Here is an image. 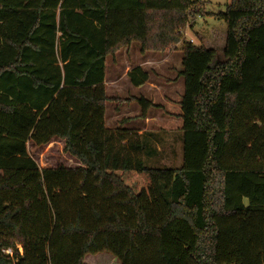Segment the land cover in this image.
Returning a JSON list of instances; mask_svg holds the SVG:
<instances>
[{"label":"trees","instance_id":"16d2710c","mask_svg":"<svg viewBox=\"0 0 264 264\" xmlns=\"http://www.w3.org/2000/svg\"><path fill=\"white\" fill-rule=\"evenodd\" d=\"M195 5L0 0V264H264V0L218 15L221 60L185 39ZM133 43L182 45L180 169L147 167V135L106 127L107 60ZM56 139L77 167L31 157Z\"/></svg>","mask_w":264,"mask_h":264},{"label":"rangeland","instance_id":"374dc122","mask_svg":"<svg viewBox=\"0 0 264 264\" xmlns=\"http://www.w3.org/2000/svg\"><path fill=\"white\" fill-rule=\"evenodd\" d=\"M194 2H196V5L191 11L190 27L186 30L185 39L188 42L192 40L196 46L203 45L207 49L216 50L219 60H221L223 59L222 51L226 44L227 28L225 22L218 15L226 11L231 0H194ZM181 47L180 44L179 49ZM176 48L172 47L168 50L173 53L172 61L169 64L158 69V73L148 72L150 80L166 86L167 81L177 78V72L172 71V68L175 70L181 68L180 61L182 57L179 53L181 51ZM155 58L159 59L161 56ZM113 60L112 58L108 60L109 74H112L113 69H116L112 65ZM118 70L117 68L116 71ZM181 83L183 84L182 80ZM174 89L177 90L178 85ZM174 100H176L175 97ZM112 105V108L117 106L115 103ZM138 106L141 109L140 111L143 112V105L139 104ZM159 112L162 116H170L166 109ZM171 112L176 113L173 110ZM176 128V124H172L170 130L153 132L148 136V139L144 140L143 159L147 167L154 169L181 168L183 163V132L181 128H178L179 130ZM28 149L31 157L40 168L55 167L57 165L77 167L79 165L75 159L65 153L63 141L58 139L45 147H35L29 144ZM87 258L86 264H118L109 254H99ZM94 258L99 260H93Z\"/></svg>","mask_w":264,"mask_h":264},{"label":"crops","instance_id":"0c3cea01","mask_svg":"<svg viewBox=\"0 0 264 264\" xmlns=\"http://www.w3.org/2000/svg\"><path fill=\"white\" fill-rule=\"evenodd\" d=\"M137 44L133 43L131 46L122 49L115 57L108 58V60L114 59L112 65L116 69L118 68V71L113 69L112 74H109V61L107 60L104 83L107 96L111 101L106 104V127L112 130H134L143 136H150L153 132L170 130L172 124H176V129L182 128L180 117V102L184 92V86L181 83L183 79L180 76L182 58L180 61L181 68H176V70L172 68V71L177 72V78L167 81L166 86L149 79L145 85L134 87L128 77L133 69L140 67L147 73L149 71L158 73V69L169 64L173 56L172 51L142 53L141 45L136 46ZM176 49L181 51L179 45ZM179 53L182 57V52ZM157 56H161V58L156 59ZM177 85L178 89L175 90L174 87ZM140 100H146L152 106L146 112H141L138 106ZM113 103L117 104L114 108H112ZM163 109H166L170 116H162L159 111ZM172 110L176 113L171 112ZM93 260L99 259L94 258Z\"/></svg>","mask_w":264,"mask_h":264},{"label":"built area","instance_id":"2783aa9c","mask_svg":"<svg viewBox=\"0 0 264 264\" xmlns=\"http://www.w3.org/2000/svg\"><path fill=\"white\" fill-rule=\"evenodd\" d=\"M189 42L193 43V41H192V40H190ZM8 254H10V252H8Z\"/></svg>","mask_w":264,"mask_h":264}]
</instances>
